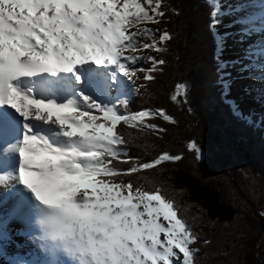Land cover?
<instances>
[{
  "label": "snow or ice",
  "instance_id": "6c2138e0",
  "mask_svg": "<svg viewBox=\"0 0 264 264\" xmlns=\"http://www.w3.org/2000/svg\"><path fill=\"white\" fill-rule=\"evenodd\" d=\"M165 16L164 0H0V136L5 130L15 131L17 124L22 134L19 140L0 146V154H18V175L14 170L9 174L37 200L83 208L80 214L91 218V223L103 221L105 230L111 229L104 256L110 264H174L180 254L181 264H195L197 250L191 246L198 237L178 218L173 202L159 191L114 183L110 178L120 173L105 159L120 156L118 146L126 143L115 131L121 122L163 131L148 121L157 116L176 121L164 110L122 115L115 106L98 102L100 95L121 92L119 77L131 80L140 71L147 73L144 79L154 78L151 73L165 63L163 59L149 57L152 68L136 70L130 65L141 57L126 52L137 50L141 36L150 37L152 43L139 46L163 51L156 43V32L160 42L171 40V33L139 25L159 23ZM216 23L213 19V28ZM238 23L254 20L242 18ZM217 37L219 52L223 42ZM257 55L264 56V49ZM223 67L225 62H220ZM260 68L264 70V65ZM182 87L174 100L183 94ZM228 103L245 124L259 128L264 123V117L254 122L251 114L244 116L234 102ZM39 124L51 127L44 130ZM189 147L197 150L194 143ZM179 159L164 153L133 166L127 174ZM77 194L82 205L72 201ZM161 217L167 226L159 222Z\"/></svg>",
  "mask_w": 264,
  "mask_h": 264
},
{
  "label": "trees",
  "instance_id": "16d2710c",
  "mask_svg": "<svg viewBox=\"0 0 264 264\" xmlns=\"http://www.w3.org/2000/svg\"><path fill=\"white\" fill-rule=\"evenodd\" d=\"M164 11L166 16L147 28L171 33V40L160 42L156 32L163 51L149 53L165 63L151 73L153 79H144V72L119 113L164 110L176 122L158 116L148 121L163 131L117 125L126 143L119 145L120 156L107 158L120 173L110 179L159 191L172 201L178 218L198 237L191 246L197 250L195 264H264V124H245L228 103L242 113L237 98L225 97L231 88L224 82L227 68H220L224 43L218 52L217 23L212 27L218 5L214 0H164ZM149 57L145 68L153 66ZM180 86L183 94L174 100ZM164 153L181 159L127 174ZM2 252L0 264H25Z\"/></svg>",
  "mask_w": 264,
  "mask_h": 264
},
{
  "label": "rangeland",
  "instance_id": "374dc122",
  "mask_svg": "<svg viewBox=\"0 0 264 264\" xmlns=\"http://www.w3.org/2000/svg\"><path fill=\"white\" fill-rule=\"evenodd\" d=\"M214 1L218 5L219 10L217 16V28L219 29V36L222 37L224 43V51L221 61L225 62V67L227 68L226 73L229 74L224 82L229 83V87L231 88V90L225 94V97L237 98L236 103L242 113L245 116L251 114L253 119L260 121L261 117H264V80L261 79L264 77V70L260 68V65H264V56H258L257 53L261 49H264V31L259 32L257 28L259 25H263L261 20L264 19V10L258 11L256 10V7L258 5L257 3L262 0ZM254 12L256 13L254 14ZM259 13H262V15ZM257 16L259 18H257ZM242 18L253 19L254 23H247V26H244L242 23H238ZM147 24L148 23L141 24L139 27L147 28ZM130 31H136V28H132ZM137 41V50L126 52V55L141 57L135 65H130L132 69L136 70L141 68V60L143 62L145 59L148 61V59L145 58L146 53H150L154 50L151 48L144 49L142 46L139 48V45H142L143 42L152 43L150 37L141 36L137 38ZM253 57L257 58V61H255ZM139 73L142 76V73L138 71L137 76L133 77L131 80L126 78L128 82H126L124 86H121L120 96L123 101L129 96V92L136 87V84L139 83ZM119 78L121 79L123 77ZM114 94H116L115 91ZM100 96L105 98L104 100L108 106H115L114 103H118L120 100L117 99L114 102L109 95H107V97L105 95ZM116 110L119 111L118 107H116ZM89 111H93V114L95 115H101V113H98L95 110ZM107 158L108 157L105 159ZM5 168H8L7 162L5 160L0 161V169ZM98 179H100V177H98ZM4 190L0 192V215L6 219L7 229L4 230V236L0 237V248L6 254H9V256L14 259L19 258L27 264H49V261L45 258L43 252H54L58 264H110V261L104 259V256L107 254V247H99L96 251L88 243L83 244V240L86 241V233L88 230L92 231L91 227L85 223L80 225L77 233L74 231L75 233L73 232L71 235H68L67 230L64 234L58 235L57 238L60 241H53L51 236H48L47 229L43 228V238L46 239L43 241L45 247H42V240L40 238H34L33 240L28 235V232L25 233V237L23 236L24 238L18 235L17 233L23 230L21 223L23 224V221L27 222L32 220L34 217V211L29 208L28 203L24 204L25 197H23L24 194L22 192H16L11 195L10 192ZM88 191L90 194L91 190L89 189ZM24 192L26 197L31 200V197L27 196V192ZM74 198L78 199L81 205L83 204L81 194L75 195ZM15 200L20 201L19 206L16 205L17 202ZM34 203V208L37 212H40V209H38ZM141 210L143 209L141 208ZM16 219L21 223L17 224ZM159 222L167 226V222L164 221L162 217ZM2 223L4 224V221L0 219V225ZM30 228L36 231L34 225H31ZM53 229H55L54 226ZM96 232H99V230H96ZM93 234L95 235L96 233L94 232ZM53 236L55 237V235ZM161 239H164L163 234H161ZM25 240H31L32 242L27 241L26 243ZM75 241H82V244L78 246ZM63 244L65 245L64 248ZM64 257L65 259H63ZM181 261L182 254H180V260L174 261V264H181Z\"/></svg>",
  "mask_w": 264,
  "mask_h": 264
},
{
  "label": "bare ground",
  "instance_id": "6f19581e",
  "mask_svg": "<svg viewBox=\"0 0 264 264\" xmlns=\"http://www.w3.org/2000/svg\"><path fill=\"white\" fill-rule=\"evenodd\" d=\"M257 4L258 5H257L256 9L258 11H260V10L263 11L264 10V0H262L261 2H259ZM261 5H262V7H260ZM255 13L256 12H254V14ZM254 14H253V16H254ZM263 14H264V12H263ZM257 18H259V17L257 16ZM259 20H261V19H259ZM261 21H262V23L264 25V19L261 20ZM253 58H254L255 61H257V58H255V57H253ZM99 98L105 99V98H103L101 96H99ZM109 104H110V102H109ZM11 112L16 116L17 120H21L22 119V118H19V116H17L14 113V110H11ZM20 128H21V125L17 124L16 130L15 131H12V132H18L20 134L21 133ZM4 137H7V135L4 136ZM13 156H14L13 154H0V161H4L5 160L7 162V166H8V168L0 169V177H5V179L0 180V192H2L4 189H5L4 191L10 192L11 195L15 194L16 192H22L24 194L23 197H25L24 204L28 203L29 208H31L32 211H34V217L32 218V220H29L27 222L26 221H23V224H22L18 219H16L17 224H20L21 223V225L23 227V230L20 231V232H18L17 234L20 235V236H22V237L23 236L25 237V233L28 232V235L30 236L31 239L34 240V238H40L42 240L41 241L42 247H45V244L43 243V241H45L46 239L43 238L44 237V230H43V228H46L47 229L48 236H51V238H52L53 241H60L57 238L56 235H55V237L53 236L54 234L52 233V231L54 230L53 229V226L56 227V225H57L58 221L61 219V217L59 216V214H52V215H49V222H44V221H42V218L40 219V217H39L40 216V212L39 211L37 212V210L33 206L34 200L33 199L30 200L29 198L26 197L25 192H24V191H26V189H23V187L19 184V182L17 180L13 179L12 176L9 174L10 173V170H14V175H17L18 174V173H16V168H17L16 162H17V159L15 158V156L14 157ZM22 193H20V194H22ZM26 194H27L28 197H30L29 194H28V192ZM15 201L17 202L16 205L19 206L20 201L19 200H15ZM72 201H73V203L77 204V202L74 199V196L72 197ZM49 205L50 206H56V205H52V204H49ZM79 205H81V204L79 203ZM75 210L77 212H80L81 210L84 211L83 208H80L79 210H77V209H75ZM0 219L2 221H4V224L2 223L0 225V230H1L0 231V237H2V236H4V230L7 229V225H6V219L2 215H0ZM31 225H34L36 227V231L33 230L32 228H30ZM13 226H14V224H13ZM98 226H99V229H100L99 232L93 231L92 228H91L92 231L88 230V232H87V235L88 236L86 238V243H88L96 251H97V248H99V247L103 248L105 246V244L102 242L103 239L105 238L104 237V233L105 232L108 233V232L111 231V229H108L107 231L105 230L106 229V225L103 223V221H101V223L98 224ZM67 229H68V225L66 223V228L64 230L62 229L60 231V233L61 234H64V232H66ZM77 232L78 231H76V233ZM94 232L96 233L95 235L93 234ZM27 241L28 242H32L31 240H25L26 243H27ZM84 243L85 242L83 241V244ZM81 244H82V241L80 242L79 245H81ZM64 246L65 245L63 244V248H64ZM44 249H46V248H44ZM43 254H44L45 258L48 259L49 264H58L57 261H56V257H55L56 255H55L54 252H46V253L43 252ZM63 259H65V257Z\"/></svg>",
  "mask_w": 264,
  "mask_h": 264
},
{
  "label": "clouds",
  "instance_id": "9594fccd",
  "mask_svg": "<svg viewBox=\"0 0 264 264\" xmlns=\"http://www.w3.org/2000/svg\"><path fill=\"white\" fill-rule=\"evenodd\" d=\"M139 48H140V46H139ZM148 54L149 53H146V56H145V58H147V59H148ZM140 62H141V66L140 67L141 68L142 67L145 68V65L147 63V60L145 59L144 62L141 60ZM141 73H142V76L139 73V79H140L139 80V83L136 84V87H134L129 92V96L126 98V102L132 96V94L136 90L137 86L141 83V79L144 76V72H141ZM126 82H128V80L125 78L124 79L123 86L126 84ZM45 208L47 209V214H50V215H52V214H59V215H62V216L65 217L66 222H67V225H68V235H71L74 231H78L79 228H80L81 223L87 224L89 227L92 228L93 231L100 230L99 229V226L97 224H93V223L90 222V219L91 218L85 217V216H83V215L80 214V213L83 212V210H81L80 212H77L75 209H71V208L66 207V206H50V205H45ZM104 237L105 238L103 239L102 242L105 244V246L108 247L110 245V242H111L110 236H109V234L107 232H105L104 233ZM6 255L8 257H10L9 254H6ZM16 259H19V258H16Z\"/></svg>",
  "mask_w": 264,
  "mask_h": 264
}]
</instances>
